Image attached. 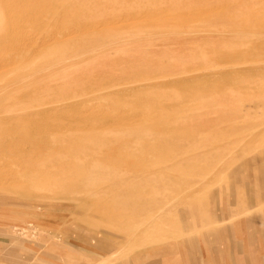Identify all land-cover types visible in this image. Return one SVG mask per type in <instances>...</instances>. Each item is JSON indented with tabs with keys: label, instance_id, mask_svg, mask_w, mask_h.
<instances>
[{
	"label": "rangeland",
	"instance_id": "rangeland-1",
	"mask_svg": "<svg viewBox=\"0 0 264 264\" xmlns=\"http://www.w3.org/2000/svg\"><path fill=\"white\" fill-rule=\"evenodd\" d=\"M5 57L0 264H264V0H0Z\"/></svg>",
	"mask_w": 264,
	"mask_h": 264
},
{
	"label": "bare ground",
	"instance_id": "bare-ground-1",
	"mask_svg": "<svg viewBox=\"0 0 264 264\" xmlns=\"http://www.w3.org/2000/svg\"><path fill=\"white\" fill-rule=\"evenodd\" d=\"M143 17V16H142ZM87 22V21H86ZM83 23H85V21L83 22ZM82 23V24H83ZM86 26V25H85ZM18 31V30H17ZM75 31H76V29H75ZM31 34V33H30ZM25 36V35H24ZM30 36V35H29ZM21 37H23V36H21ZM26 37V36H25ZM31 37V36H30ZM32 38V37H31ZM25 40V39H24ZM27 42V41H26ZM29 42V41H28ZM31 42V41H30ZM39 42V41H38ZM35 44V43H34ZM36 44H37V42H36ZM33 45V44H32ZM36 46V45H35ZM33 48V47H32ZM41 52H42V50H41ZM27 53V52H26ZM25 54V53H24ZM28 55V54H27ZM28 56H30V55H28ZM26 57V56H25ZM32 57V56H31ZM5 58H7V57H5ZM15 60V58H12V57H10V58H7V59H3V60H1L0 61V65H1V68H3V67H6V66H9V65H11L12 64V62ZM27 60V59H26ZM29 60V59H28ZM30 61V60H29ZM17 62V61H16ZM24 62V61H23ZM28 62V61H27ZM14 64H16V63H14ZM20 64V63H19ZM15 117H18V116H15ZM12 118H14V117H12ZM67 164H69V163H67ZM1 179V178H0Z\"/></svg>",
	"mask_w": 264,
	"mask_h": 264
}]
</instances>
